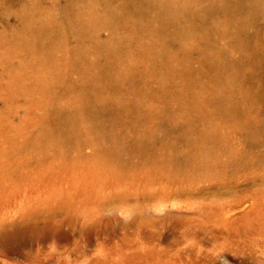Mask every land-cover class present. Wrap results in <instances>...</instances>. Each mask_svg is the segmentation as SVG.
Listing matches in <instances>:
<instances>
[{
    "label": "rangeland",
    "instance_id": "374dc122",
    "mask_svg": "<svg viewBox=\"0 0 264 264\" xmlns=\"http://www.w3.org/2000/svg\"><path fill=\"white\" fill-rule=\"evenodd\" d=\"M260 123L264 0H0V264H264Z\"/></svg>",
    "mask_w": 264,
    "mask_h": 264
},
{
    "label": "bare ground",
    "instance_id": "6f19581e",
    "mask_svg": "<svg viewBox=\"0 0 264 264\" xmlns=\"http://www.w3.org/2000/svg\"><path fill=\"white\" fill-rule=\"evenodd\" d=\"M238 111V110H237ZM105 112L104 110H100V113ZM249 131L252 133H264V123H260L258 125H254V124H249ZM145 146H147V144H144Z\"/></svg>",
    "mask_w": 264,
    "mask_h": 264
}]
</instances>
